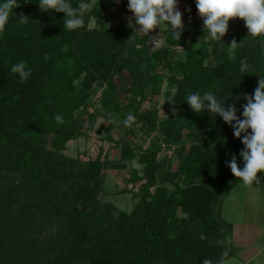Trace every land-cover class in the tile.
Masks as SVG:
<instances>
[{"label": "rangeland", "instance_id": "rangeland-1", "mask_svg": "<svg viewBox=\"0 0 264 264\" xmlns=\"http://www.w3.org/2000/svg\"><path fill=\"white\" fill-rule=\"evenodd\" d=\"M97 1L105 3L102 27L87 12L84 27L69 31L63 26V13L41 12L39 0H17L20 6L0 31V264H90L89 257L103 249L113 251L115 245L119 257L129 253V245L134 244L131 234H136L144 215L145 203L141 205L139 194L148 183L145 164H152L153 184L146 187L147 194L157 188L172 194L182 156L194 146L211 148L233 135L231 126L210 135L208 124L223 118H213L207 111L194 113L186 96L206 88L222 99L231 94L225 107H239L245 101L242 94H254L259 78H264V37L248 36L242 19L229 21L222 42L208 35L198 53L189 54L162 40L155 46L149 44L146 36L129 27L122 16L128 9L127 0H87L92 5ZM70 2L75 6L79 0ZM21 13L29 18L26 23L19 22ZM233 39L238 43L234 48L228 46ZM243 58L250 65L246 73L241 72ZM20 61L31 69L23 83L10 70ZM212 69L217 74L210 82L207 76ZM132 82L136 83L135 114L131 111L133 96L128 93ZM172 97L178 115L167 102ZM47 102L62 107L47 116ZM7 103L14 110H7ZM106 103L113 105L107 118L98 116L89 128L90 113L104 111ZM71 108L81 134L63 145L54 144L52 138L64 139L66 133L48 124L56 121V115L65 117ZM31 110L38 114L32 116ZM129 113L135 119L126 125ZM135 124L142 125L140 132ZM108 125L107 133L101 128ZM30 129L45 130L47 142L37 143L46 150L31 152L29 158L23 157V145L14 138ZM154 139L159 148L155 162L150 163L146 148ZM241 150L235 153L237 162L243 160ZM95 159L103 162L98 169L90 164ZM210 166L209 157L204 158L196 178L207 175ZM222 174L234 177L229 167ZM100 176L103 182L96 186ZM92 208L95 220L90 225L87 214ZM176 215L192 217L180 207ZM79 223L83 230L92 229L84 243L71 230ZM226 228L220 224L213 235L205 237L217 250ZM199 229L196 220L190 219L181 224L178 235H187L193 242L203 236ZM156 264L166 263L160 258Z\"/></svg>", "mask_w": 264, "mask_h": 264}, {"label": "trees", "instance_id": "trees-1", "mask_svg": "<svg viewBox=\"0 0 264 264\" xmlns=\"http://www.w3.org/2000/svg\"><path fill=\"white\" fill-rule=\"evenodd\" d=\"M104 5L105 3L103 1H97L88 12L95 18V23L100 27L104 26L106 22V18L104 14H102L103 9L105 8ZM187 36L188 33L183 32L180 40H176L171 35L170 30L167 29L163 38L164 43L171 48L183 47L189 52V54H197L200 48L190 45V43L187 41ZM194 57L195 56H193V59ZM190 61H192V59ZM69 63L71 64L73 62ZM190 65L192 66L191 62H189L188 72H191L192 70L190 69ZM216 74L217 71L212 69L207 76V80L211 82L215 78L214 76ZM135 87L136 83L132 82V86L128 91V93L133 96L131 97V101H133V109H131V111L133 114H135V109L137 110L138 108L137 105L134 106V104L137 102L135 100L137 96V94L134 92ZM205 91H207L206 88H204L201 92L204 93ZM108 93L113 101L117 102V97L110 92ZM246 102L247 101L245 100L243 103L246 104ZM7 106V110H14L13 104L9 105L7 103ZM112 106V104H107L104 111L97 110L96 112L90 113L88 127H94L96 118L98 116L107 118V110L112 109ZM60 107H62V105L60 106L59 103L47 102L45 108V110L48 112L47 116L53 115V112L57 109H60ZM236 108L237 115L241 118L243 109L241 106ZM21 109L30 111L27 108ZM72 111L73 110L71 108L65 117L64 115H61L62 121L56 120L55 122H49L48 126H50L51 129L54 128L56 131L62 130L64 133H66L64 139L58 138L54 140V138H52V142L54 144L63 145L68 139L74 138L78 134H81L80 122L73 118ZM31 114L32 116L37 115L38 111L34 110L33 112L31 110ZM135 125L140 132L142 125ZM228 126L229 125L223 120H215L208 124L207 129L212 130L211 133L208 132L210 135H214L216 131L218 132L219 130L226 129ZM101 129L108 133L110 132V125ZM133 129L134 128H132V130ZM45 132V130L36 132V129H30L29 132L20 134L18 138H14L17 144L23 145V157L32 156L31 152L34 155L37 153V150L39 151V149L40 151L46 150L41 146H37V143L40 142H44L42 145L46 144L47 140L44 136ZM134 134L136 135V133ZM106 136L110 138V136ZM6 141L5 143L8 144L9 139ZM155 141L156 139H154V141L150 144L151 146L146 148V153L151 160L150 163L155 162L156 153L158 152L159 148L158 145H155ZM242 146L244 147L241 139L234 137V135H228L222 138V142H215V145L211 148L205 147L203 144L192 147V150L188 154H185L181 157L178 177L175 176L174 182L172 184L174 187V192L172 194H166L162 188H157L156 191L154 193L152 192L151 195L147 194L146 187L153 184V179L151 178L152 164H145L143 170L146 172L148 183L144 185V191L141 192V195L139 194V200L141 201L140 203L141 205L145 203V208L144 215L141 221L137 224L136 234H131V241L134 239V244H130L129 246L131 247H129L127 251L129 253H126L121 257H119V255L116 253L119 249L117 245H115L113 250L114 255L112 254V248L110 250L103 249L101 253L96 255L93 254L91 257H89L90 264H156L160 258L165 260L166 264H203L204 259H210L213 264H215L221 258L220 249L217 250L215 245L209 244V241H207L205 237L210 236L211 234L213 235L214 232L217 231V227L220 224H223L225 227H227L226 224L216 216H212V211L215 208L222 191L227 187L231 180L222 174L228 167L226 166L225 162L231 160L232 155L235 154L236 151L241 150L239 148ZM206 157H209L211 161L210 170L207 175H197L198 179L200 178L198 180L195 175L200 172L198 168L202 169V162ZM102 163L103 162H100L99 159H95L90 162V164L95 169H98ZM179 175L181 178H179ZM102 182L103 176H100L96 179V186H100ZM147 199L149 201H147ZM178 207H180L183 212L192 215V217H178L176 215V209ZM87 217V223L92 225L95 220V212L93 208L88 212ZM190 219L196 220L197 225L200 227V234L203 235L201 238L197 237L193 242H189L187 238H185L187 236L186 234L185 237L182 236L183 234L178 235L181 224L187 221L190 222ZM81 228H84V225L81 226L79 223L72 226L71 230L76 240L84 243L87 240L88 235H90L92 229L90 228V230H83ZM91 236L94 237L96 235ZM170 236H173V239ZM174 237L176 238L174 239ZM121 252L122 251L118 253L121 254Z\"/></svg>", "mask_w": 264, "mask_h": 264}, {"label": "clouds", "instance_id": "clouds-1", "mask_svg": "<svg viewBox=\"0 0 264 264\" xmlns=\"http://www.w3.org/2000/svg\"><path fill=\"white\" fill-rule=\"evenodd\" d=\"M195 5L198 16L203 20V30H207L213 41L222 42V38L229 30V21L234 18L244 21L248 36L264 37V0H195ZM19 6L17 0H0V31H3L10 14ZM38 6L41 12L63 13V26L69 31L83 28L84 14L93 7L87 0H79L75 6L70 0H39ZM128 11L133 14L128 18L129 27L133 26L134 19L135 25L138 26L135 30L139 33L148 35L154 29H160L159 35L150 37L154 46L158 43L162 30L166 28L176 40H180L185 26L178 0H128ZM187 11L190 12L191 9ZM28 19L21 13L19 22L26 23ZM237 45V41L233 39L228 46L234 48ZM240 64L241 72L246 73L250 68L247 58L241 59ZM10 70L13 74H18L21 83L26 82L31 75V69L23 61L13 64ZM230 96L231 94L227 99H222L213 92L205 91L203 94L189 93L184 100L194 113L207 111L213 118L218 115L232 127L234 137L241 139L244 145L240 151L244 166L242 169L238 166L235 154L232 155L231 160L225 162L226 166L245 185L260 184L261 178L258 177V173H264V78H259L254 94H242L247 101L246 104L241 105L242 119L237 115L235 104L225 107ZM167 102L173 105L170 109L172 113L178 115L175 98H169ZM55 119L62 121L60 115H56ZM134 119V115L129 113L124 123L127 125ZM227 255L228 250L225 249L218 264H225L224 257ZM203 264H213V262L204 259Z\"/></svg>", "mask_w": 264, "mask_h": 264}, {"label": "crops", "instance_id": "crops-1", "mask_svg": "<svg viewBox=\"0 0 264 264\" xmlns=\"http://www.w3.org/2000/svg\"><path fill=\"white\" fill-rule=\"evenodd\" d=\"M178 7L183 14V32L188 33L187 41L194 47H200L208 33L203 30V20L197 14L195 0H178ZM189 8L190 12L187 11ZM122 16L128 20L133 14L127 9ZM132 24L133 28L138 27L134 19ZM166 30H162L159 42L164 41ZM159 34L160 29L157 28L145 36L150 38ZM238 166L243 168V160L238 162ZM258 177L261 178L260 184L245 185L234 176L215 205V216L227 226L220 246L221 256L225 249L228 250L225 264H264V173H258Z\"/></svg>", "mask_w": 264, "mask_h": 264}, {"label": "built area", "instance_id": "built-area-1", "mask_svg": "<svg viewBox=\"0 0 264 264\" xmlns=\"http://www.w3.org/2000/svg\"><path fill=\"white\" fill-rule=\"evenodd\" d=\"M149 44H151L152 42H151V39L150 38H148V41H147ZM157 45V44H156Z\"/></svg>", "mask_w": 264, "mask_h": 264}]
</instances>
